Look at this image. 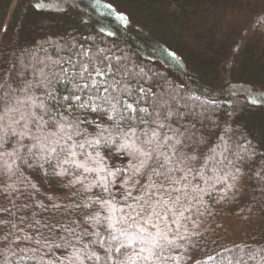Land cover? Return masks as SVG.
<instances>
[{"label": "trees", "instance_id": "obj_1", "mask_svg": "<svg viewBox=\"0 0 264 264\" xmlns=\"http://www.w3.org/2000/svg\"><path fill=\"white\" fill-rule=\"evenodd\" d=\"M96 48L127 57L135 72L143 69L150 93L141 106L148 112L133 114L147 122L141 128L156 127L151 102L158 95L173 110L195 112L166 122L187 129L181 150L197 157L188 162L190 183L175 185L188 193V211L165 220L177 245L166 249V259H128L146 245L137 239L127 246L121 232L135 237L150 226L140 216L139 227L121 220L132 223L129 204L139 212L125 190L135 196L140 189L130 187L135 161L119 148L118 135L108 142L117 132L112 122L60 107L72 87L67 79L51 89L36 85L42 71L70 73L69 57L75 62L82 49ZM77 94L87 99V91ZM190 96L199 100L185 108ZM41 103L49 111L36 107ZM28 112L58 121L80 114L81 134L65 136L54 145L57 153L41 152L33 136L42 133ZM0 116V264H264V0H0ZM13 119L20 121L12 124L16 135L7 127ZM97 138L99 144L86 143ZM248 145L256 156L241 161L237 153ZM218 176L234 186L217 183ZM132 179L148 183L146 176Z\"/></svg>", "mask_w": 264, "mask_h": 264}, {"label": "snow or ice", "instance_id": "obj_2", "mask_svg": "<svg viewBox=\"0 0 264 264\" xmlns=\"http://www.w3.org/2000/svg\"><path fill=\"white\" fill-rule=\"evenodd\" d=\"M108 7L110 8V5ZM76 55L78 58L75 62L71 57L66 61L71 65L72 71L70 73L69 69L64 67L59 69V73L50 70L49 74H45L42 71V78L36 81V85L51 89L54 81L62 78L67 79L72 87L69 95L63 97L60 107L67 105L65 110L70 114L73 108L86 109L91 113L106 115L107 119L112 122L113 128L117 132L109 133L108 142H111L113 135H118L119 140L122 141V143H119V148L135 161L130 165L132 177L146 176L148 180L147 185H144L140 180H133L132 177H129L130 187L139 188L140 191L138 195L134 196L132 191L125 190V200L128 198L133 199L139 207V212L133 205H127L135 215L126 214L128 219L132 221L131 224L123 217L121 218L122 222L127 224L128 228H132L134 225L139 227V221L135 216H140L144 219V224L150 226V228L139 227V234L135 237L128 235L127 228L121 232V235H125L128 240L127 246H130L132 241L137 239L140 243L146 245V247H141L138 253L129 256L128 259L135 258L144 261L153 258L166 259L167 257L163 255L166 249L174 248L177 245L174 238H169L170 229L165 220L170 219L171 216H183L184 212L188 211L184 204V198L188 196V193L182 192L181 187H175V185L179 184L186 187L190 183L187 174H190L192 169L189 167L188 162L197 159L196 155L187 156L181 150V146L189 139L187 129L181 131L179 127L173 128L166 122L172 120L173 117L182 119L186 115H195L194 109L188 112L180 109L173 110L169 105V100L164 95H158L151 102L155 112V117L151 123L155 124L156 127L150 131L145 130L141 128V125L147 122L143 117L133 115L134 113L148 112L147 107L141 106V101L150 93V88L144 86L145 74L143 69L140 72L133 71L128 66L127 57L117 56L108 48L82 49ZM62 60L63 58L52 61V63L60 65ZM32 87V84H28L25 90ZM85 91H87L88 96L86 100H82V96L77 93L82 94ZM28 98L31 99V97ZM171 99L173 103L177 102L175 95H172ZM189 100H199V97H188L185 100V108H187ZM36 107L44 112L49 111L43 103L36 105ZM14 111H18V109L5 108L6 113ZM27 115L41 130V136H33V139L36 140L34 147H38L41 152L57 153V147L55 146H59L65 136L68 140H72L73 135L79 136L81 134L79 127L81 123L80 114H77L71 121H69L67 115L62 116L59 121L53 115H49L47 120L43 116L37 117L32 112H28ZM0 119H3V117L0 116ZM20 121H25L22 128L27 129L28 121L24 114H21ZM20 121L13 119L7 125L8 128H11L13 135L17 133L15 128H12V124H20ZM45 126H47V130H45ZM97 127H100V125H97ZM166 127L167 131H164ZM138 130L141 134H138ZM104 132H108V130L103 129L98 136H102ZM19 135L23 137L28 135V132L21 131ZM100 142L99 138L86 141L90 146ZM79 147L83 148L84 144H80ZM3 154L0 153V155ZM8 155H12V153H8ZM255 156L256 152L251 145L241 147L237 153V157L241 161H250ZM150 161H152L151 164ZM76 167L83 168L85 172L94 171L93 168L85 167L84 164H77ZM236 171L239 172L240 169L237 168ZM175 173L185 174L178 177ZM109 175H116V173L109 172ZM258 175L260 174L258 173ZM226 176H231L233 181L237 179L231 173L226 174ZM226 176H218L216 182H223L226 188L233 187L234 185L227 184ZM261 179H264V176ZM224 196H227V190H225ZM153 216L161 221L163 227L152 221ZM178 222V220L172 221V223ZM150 229H155V231L153 232ZM113 239H116V237H113ZM57 247H60V245H57ZM124 247L126 246L121 245L116 248V251L120 252L121 248ZM145 252H147L146 255H141ZM96 259H99V257H96ZM209 259H213V257H209Z\"/></svg>", "mask_w": 264, "mask_h": 264}, {"label": "rangeland", "instance_id": "obj_3", "mask_svg": "<svg viewBox=\"0 0 264 264\" xmlns=\"http://www.w3.org/2000/svg\"><path fill=\"white\" fill-rule=\"evenodd\" d=\"M251 260L249 259H244L242 262H250ZM230 262H228V264H229ZM232 264V263H231Z\"/></svg>", "mask_w": 264, "mask_h": 264}]
</instances>
